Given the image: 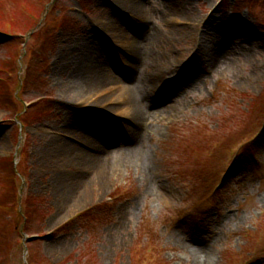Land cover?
Here are the masks:
<instances>
[{
  "label": "rangeland",
  "instance_id": "rangeland-1",
  "mask_svg": "<svg viewBox=\"0 0 264 264\" xmlns=\"http://www.w3.org/2000/svg\"><path fill=\"white\" fill-rule=\"evenodd\" d=\"M188 1L191 25L143 0L136 24L157 49L126 81L146 82L149 114L161 101L173 112L144 123L139 150L120 153L130 146L119 140L113 177L99 175L104 155L77 167L60 202L70 167L50 170L44 149L55 136L76 144L75 111L104 109L93 93L68 98L72 69L58 70L114 21L113 0H0V264H264V0Z\"/></svg>",
  "mask_w": 264,
  "mask_h": 264
},
{
  "label": "bare ground",
  "instance_id": "bare-ground-1",
  "mask_svg": "<svg viewBox=\"0 0 264 264\" xmlns=\"http://www.w3.org/2000/svg\"><path fill=\"white\" fill-rule=\"evenodd\" d=\"M160 1L166 8L179 13V17L184 22L187 21L190 25L194 23L195 18L193 13L191 11H182L185 7L182 5L184 2H187L185 4L188 5V0ZM144 4L143 0H113L111 5L113 15L115 16L114 21H105L101 27L103 32L96 29L95 31L93 30L90 37L84 41V44L77 42L65 57L66 65L58 70L60 73H63V70L72 69L71 74L64 81L66 85L65 93L68 98L86 97L84 95L93 93L95 103L99 109H104H101L102 111H98L94 115L89 113L87 116L84 113H75L76 111L74 110L75 112L69 118L68 125L66 126L73 129V126L76 125L79 132H81L75 138L76 144L55 136L44 149L43 160L50 170H53L56 161H60L63 168L70 167V170L62 168V175L58 178L57 188L62 187L60 202L66 199L71 189L81 181V175L84 172L81 170L76 172L77 167H84V163L88 165L90 163H97V159L99 158L100 160L104 155L108 161L102 166L103 174L101 175L100 173L99 175L100 177L103 176L104 179L108 178V176L113 177L114 171L119 164L117 156L122 152L133 153L135 150H139V147L143 144L140 131L144 123L148 119L156 117L157 114L169 115L174 110L173 103L161 101V103L157 104L159 107L149 114L145 110L144 104H142L143 98L146 97L142 92L146 82L135 81L132 84L126 85V81L131 78L129 75L131 70L133 71L135 68V65L139 64L141 60L145 64L146 59L149 57L148 52H154L157 49V46H153L154 42L151 35L149 33L143 35L146 29L136 24V20L140 21L147 14V8ZM119 19H122L124 22ZM126 27H129L133 31L127 34L125 32ZM242 32L246 33L247 31H238L234 36L242 37L244 35ZM102 44L106 45L105 49L102 47ZM107 56H109V59H107ZM216 56L215 58H217ZM116 60L117 62L120 61L121 64L127 63L128 68L119 67L118 63L115 62ZM212 61L218 60H211L209 63ZM117 80L119 82H116ZM106 81H115L120 85L118 86L117 84H113L115 82H111L105 85L108 88H112L109 92L106 94L96 93L99 89L93 86V84L95 82L101 83ZM117 87L118 89H115ZM108 94H110V97ZM114 95L118 96L116 101L111 100V97ZM86 99L90 100L92 98L86 97ZM110 104L114 106L110 107ZM111 116L121 119L126 117L128 125L113 121L110 119ZM121 139L125 140L122 143H127L130 148L120 152L117 146L121 144L118 143ZM111 148H114L115 151H110ZM90 150L94 151L95 154H87ZM86 182L89 184L92 181L89 178ZM85 192L84 190L82 191L78 202L86 199ZM78 193H80V190L76 191V194ZM74 205L76 207L78 203L76 202ZM57 218H59V213L53 220ZM195 253L199 254V256L203 254L200 250L195 251Z\"/></svg>",
  "mask_w": 264,
  "mask_h": 264
}]
</instances>
